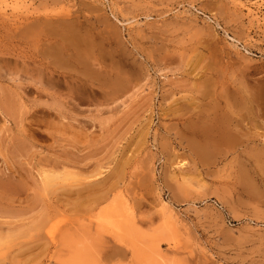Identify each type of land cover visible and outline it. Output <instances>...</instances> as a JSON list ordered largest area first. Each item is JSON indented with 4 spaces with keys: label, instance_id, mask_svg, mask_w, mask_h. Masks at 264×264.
Listing matches in <instances>:
<instances>
[{
    "label": "rangeland",
    "instance_id": "1",
    "mask_svg": "<svg viewBox=\"0 0 264 264\" xmlns=\"http://www.w3.org/2000/svg\"><path fill=\"white\" fill-rule=\"evenodd\" d=\"M116 199L182 264H264V0H0V264Z\"/></svg>",
    "mask_w": 264,
    "mask_h": 264
},
{
    "label": "bare ground",
    "instance_id": "2",
    "mask_svg": "<svg viewBox=\"0 0 264 264\" xmlns=\"http://www.w3.org/2000/svg\"><path fill=\"white\" fill-rule=\"evenodd\" d=\"M90 221H93L97 232L95 239L72 238L68 244L63 241L59 246L68 249V256L60 260L59 264H107L99 256L104 243H108L105 241L106 236H110L117 247L130 255L128 263L124 261L121 264H182L177 258H169L163 251L165 243L170 249L178 246L176 227L164 217L154 227L152 221L138 220L134 211L125 208L116 199ZM64 239L67 238H60L61 241Z\"/></svg>",
    "mask_w": 264,
    "mask_h": 264
}]
</instances>
